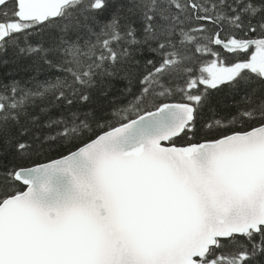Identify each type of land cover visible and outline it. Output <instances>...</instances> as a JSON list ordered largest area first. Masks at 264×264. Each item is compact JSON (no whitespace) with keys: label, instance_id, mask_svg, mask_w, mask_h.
Wrapping results in <instances>:
<instances>
[{"label":"snow or ice","instance_id":"1","mask_svg":"<svg viewBox=\"0 0 264 264\" xmlns=\"http://www.w3.org/2000/svg\"><path fill=\"white\" fill-rule=\"evenodd\" d=\"M0 264H264V0H0Z\"/></svg>","mask_w":264,"mask_h":264}]
</instances>
